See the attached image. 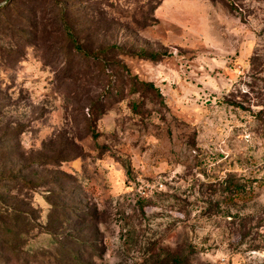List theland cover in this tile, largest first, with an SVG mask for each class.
<instances>
[{"label": "rangeland", "instance_id": "1", "mask_svg": "<svg viewBox=\"0 0 264 264\" xmlns=\"http://www.w3.org/2000/svg\"><path fill=\"white\" fill-rule=\"evenodd\" d=\"M6 42L0 264H264V0H0Z\"/></svg>", "mask_w": 264, "mask_h": 264}, {"label": "trees", "instance_id": "2", "mask_svg": "<svg viewBox=\"0 0 264 264\" xmlns=\"http://www.w3.org/2000/svg\"><path fill=\"white\" fill-rule=\"evenodd\" d=\"M64 32L66 37L69 40V44H71L72 52L66 53V57L64 58V62L72 63L76 59L83 61L84 64L87 67L92 66L94 63L96 64V67H100L103 73H107V81H108V87L106 89L107 92H105L108 95H110L115 88L114 80L116 78V75L112 73L113 69L118 70H126V66L121 64L117 60L113 59H107L106 55H111L115 52H123V50L117 46H111L107 47L103 50H98L95 53H91L90 51H87L83 48V46L76 42L74 37L71 35V29H69L68 26H64ZM21 46H16V43L13 42H6L4 44L0 43V63L1 68L3 70H8L12 68V63L14 61L18 60V55H20ZM77 54V56H75ZM144 55V54H143ZM150 58H154V54L149 55ZM75 59V60H74ZM144 86H147L148 84H143ZM112 87V88H111ZM225 187L228 191V199L233 202L236 199H245L247 198V192H245L243 189L239 188L236 185H233L231 183L225 184ZM1 237H0V245L1 244H9L12 246V253L16 254L13 250V246L17 245V238L20 239L23 237L22 233H14L12 230H0Z\"/></svg>", "mask_w": 264, "mask_h": 264}]
</instances>
